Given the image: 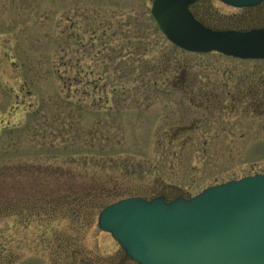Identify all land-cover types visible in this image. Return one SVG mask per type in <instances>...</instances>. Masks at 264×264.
<instances>
[{
	"label": "rangeland",
	"instance_id": "1",
	"mask_svg": "<svg viewBox=\"0 0 264 264\" xmlns=\"http://www.w3.org/2000/svg\"><path fill=\"white\" fill-rule=\"evenodd\" d=\"M153 1L0 0V200L37 208L74 183L110 195L80 220L56 204L2 217L0 264H137L98 227L105 204L264 174V60L175 46ZM193 10L213 29L264 28V2Z\"/></svg>",
	"mask_w": 264,
	"mask_h": 264
},
{
	"label": "water",
	"instance_id": "2",
	"mask_svg": "<svg viewBox=\"0 0 264 264\" xmlns=\"http://www.w3.org/2000/svg\"><path fill=\"white\" fill-rule=\"evenodd\" d=\"M197 0H155L165 37L193 53L264 60V29L216 31L190 10ZM254 7L264 0H220ZM98 227L139 264H264V175L212 186L191 199L133 197L106 207Z\"/></svg>",
	"mask_w": 264,
	"mask_h": 264
},
{
	"label": "trees",
	"instance_id": "3",
	"mask_svg": "<svg viewBox=\"0 0 264 264\" xmlns=\"http://www.w3.org/2000/svg\"><path fill=\"white\" fill-rule=\"evenodd\" d=\"M67 192L68 193L66 195L61 193L58 197H55L54 193H52L51 195H47L44 198L45 201H43L40 207L37 208L28 205L26 200L25 201L20 200L19 197L18 200L15 199L10 200L8 199V197L2 196V200H0V219L2 217H9V216L20 217L22 216V213L26 214L27 212L28 213L31 212L30 213V217H31L33 216L32 213L34 212L35 214L37 210L45 212L46 209L50 208L49 204L53 206L52 209H55L56 208L55 204H56V205H62V207L63 206L65 207V205L68 206L67 207L68 210L65 212L67 214L70 213L69 216L74 220H80L83 214L85 215V216L83 215L84 217H88V214L91 211L100 208L102 205H104V201L110 198V195L108 194L109 192L105 190L104 187L100 186V184L98 183L90 184V185L74 183L72 185H69ZM112 203H115V201ZM112 203L105 204V206L102 207V210ZM12 204H14L15 206L13 211L11 210ZM73 206L75 207V209ZM48 210L50 211L51 209ZM86 211L87 213H84ZM26 217H28V215L27 216L25 215V218ZM28 218L26 219L28 220ZM23 222H26V220H23Z\"/></svg>",
	"mask_w": 264,
	"mask_h": 264
},
{
	"label": "flooded vegetation",
	"instance_id": "4",
	"mask_svg": "<svg viewBox=\"0 0 264 264\" xmlns=\"http://www.w3.org/2000/svg\"><path fill=\"white\" fill-rule=\"evenodd\" d=\"M200 0H198V2H199ZM196 4H197V2L194 4V5H192V7H191V10H192V12L194 13V15H195V11L193 10V8L196 6ZM197 18L203 23V24H205L206 26H208V25H210L209 23H208V21L207 20H203V19H201L200 17H198L197 16Z\"/></svg>",
	"mask_w": 264,
	"mask_h": 264
}]
</instances>
